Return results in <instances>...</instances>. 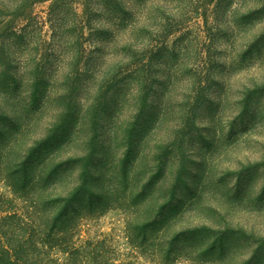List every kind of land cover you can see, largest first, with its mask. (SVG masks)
<instances>
[{
	"label": "rangeland",
	"instance_id": "obj_1",
	"mask_svg": "<svg viewBox=\"0 0 264 264\" xmlns=\"http://www.w3.org/2000/svg\"><path fill=\"white\" fill-rule=\"evenodd\" d=\"M50 154L119 263L264 264V0H0V207Z\"/></svg>",
	"mask_w": 264,
	"mask_h": 264
},
{
	"label": "trees",
	"instance_id": "obj_2",
	"mask_svg": "<svg viewBox=\"0 0 264 264\" xmlns=\"http://www.w3.org/2000/svg\"><path fill=\"white\" fill-rule=\"evenodd\" d=\"M168 29V35L174 33V26ZM23 157L26 162L21 163L16 158L13 162L17 163L14 166L16 180L11 185L16 200L22 201L23 206L10 208L14 204L12 200L1 201L0 264H125L118 262L116 251L107 239L84 240L77 234V205L71 196L53 198L45 192L57 173L48 170L56 155L46 156L43 170H40V164L30 166L27 163L29 156ZM82 190L79 188L71 195L78 196ZM169 221H164L155 230L157 224H151L149 220L140 244L162 264L173 255L177 256L178 245L170 235L173 220Z\"/></svg>",
	"mask_w": 264,
	"mask_h": 264
}]
</instances>
